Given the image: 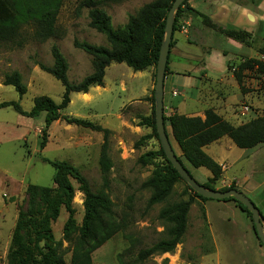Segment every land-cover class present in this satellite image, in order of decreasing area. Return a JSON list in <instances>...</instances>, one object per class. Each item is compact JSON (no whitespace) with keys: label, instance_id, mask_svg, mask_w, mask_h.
Returning a JSON list of instances; mask_svg holds the SVG:
<instances>
[{"label":"rangeland","instance_id":"rangeland-1","mask_svg":"<svg viewBox=\"0 0 264 264\" xmlns=\"http://www.w3.org/2000/svg\"><path fill=\"white\" fill-rule=\"evenodd\" d=\"M85 1L89 0H62L55 34L44 41L33 37L31 25L22 26L20 36L14 40L0 41V101H18L25 110L31 108L33 98L39 95L60 101L63 86L38 66V63L52 65V45L58 47L68 63L70 82H78L91 72V56L74 47V40L106 47L109 43L104 34L89 26L90 7L83 4ZM91 1L98 2L97 7L110 16L115 28L127 23L130 15L154 0ZM185 7L181 8V13L174 14L176 30L173 35L187 25L188 13L195 16ZM258 54L257 59L264 61V45L258 49ZM150 69L149 81L147 71L135 72L123 62H112L105 69L103 86L91 88V96L71 93L70 102L61 113L84 118L106 129V139L103 131L83 128L63 119L45 128L43 112L27 117L12 107L0 108V264H7L6 254L19 208L28 202L27 186L49 187L55 189L57 195L54 169L44 159L76 167L93 192H103L107 196L112 216L124 224L121 231L91 253L95 263L121 264L117 258L121 254L126 264H244V256L250 254L257 264H264V247L253 231L251 219L236 202L201 200L184 180L173 184L169 200H190L181 243L172 252H155L144 259L139 258V251L165 238L163 221L159 218L164 203L150 204L153 189L145 184L166 167L159 140L150 123L154 118L155 66L151 65ZM229 69L234 72L237 64L230 65ZM13 71L20 73L26 85L27 91L22 96L3 83L4 76ZM198 83V79H190L188 90L193 92ZM242 85L244 92L238 85V89L226 94L231 114L229 120L234 125L264 113V74L244 72ZM168 116L164 111V117ZM166 130L175 152L181 153L182 157L167 122ZM202 149L221 166V174L211 186L217 190L233 186L245 193L258 208L264 224V144L240 149L225 136L219 144L210 143ZM187 166L201 184L211 177L205 168ZM68 180L73 187L70 206L66 208L60 204L57 217L49 224L56 250L62 254L65 264L70 260L65 228L68 225L72 234L80 229L85 198L76 179L68 176ZM253 244L257 245L260 254L255 253Z\"/></svg>","mask_w":264,"mask_h":264},{"label":"trees","instance_id":"trees-1","mask_svg":"<svg viewBox=\"0 0 264 264\" xmlns=\"http://www.w3.org/2000/svg\"><path fill=\"white\" fill-rule=\"evenodd\" d=\"M172 1L154 0L146 3L139 8L136 14L129 16L127 23L115 28L111 25L110 16L97 7V1H85L83 4L90 7L88 11L89 26L104 34L109 43V47H106L74 40V47L91 56V72L78 82H70L67 77L68 63L58 47L52 45L50 48L52 65L38 63V66L63 86L60 101L55 102L46 95H39L33 98V104L29 110L23 109L18 101L13 100L0 101V108L12 107L18 114L27 117L43 112L45 128H48L53 122L63 119L67 123H73L83 128L103 131L106 139L108 134L106 129L84 118L65 116L61 111L69 104L71 93H87L93 86H103L105 68L111 62H123L133 71L145 70L151 65L156 67L159 48L164 38L166 15ZM187 2L188 0H184L181 3L176 14L181 13V8L186 6L187 10L201 18L206 27L245 45H250V33L244 30L224 28L206 15L189 8ZM61 4L62 0H0V41H11L19 37L24 25L32 26L33 37L39 41L53 36ZM175 30L176 19L173 24L170 47L173 44ZM244 72L256 75L264 74V61L247 58L237 64V69L233 74L242 92H244L242 85ZM3 83L12 86L20 96L27 91L26 85L22 82L21 75L17 71L6 74ZM164 122L165 126L167 122L171 128L172 137L182 151V157H180L181 153L177 155L189 173L187 165L195 169L205 168L211 173L208 181L203 183L210 189H214L211 183L220 176L221 166L203 151L204 146L224 136H227L240 149H251L259 144H264V113L243 124L234 125L209 108L204 111L203 118L174 113L164 117ZM150 123L157 136L155 117L151 118ZM159 150L166 162V167L157 172L145 184L153 189L149 203H164L159 211V218L163 221L165 238L150 248L139 251L140 259L155 252H172L175 246L181 243L187 227L190 200L169 201L174 190L173 184L183 179L166 159L161 147ZM104 158L103 151L102 160ZM44 161L54 169L53 182L57 185V195L55 196V189L49 187L32 184L27 186L28 202L24 207L19 208L18 221L6 254L7 264H65L62 254L56 250V243L53 241L49 224L57 217L60 204L66 208L70 206L73 187L68 176L76 179L85 196L84 216L80 229L72 234L68 225L65 228V237L70 247L69 264H103L93 262L91 253L118 231H121L124 224L112 216L107 196L103 192H93L86 178L76 167L66 162L47 159ZM231 188L235 189L233 186H229L220 190ZM52 193L54 201L58 199L57 202L53 201ZM194 194L201 200H207L195 191ZM221 200H233L251 219V213L233 197ZM252 227L254 231L253 222ZM260 245L262 246L261 243ZM117 258L121 264H126L122 261L121 254H118Z\"/></svg>","mask_w":264,"mask_h":264},{"label":"crops","instance_id":"crops-1","mask_svg":"<svg viewBox=\"0 0 264 264\" xmlns=\"http://www.w3.org/2000/svg\"><path fill=\"white\" fill-rule=\"evenodd\" d=\"M187 4L224 28L250 33L252 42L245 45L224 36L206 27L199 16L188 13L186 32L173 35L169 50L163 85L164 111L168 115L176 113L203 118L204 111L211 108L230 122L226 94L229 90L238 89V83L229 66L239 64L245 58H259L258 49L264 45V0H188ZM142 71H147L150 81V67L135 72ZM190 79L199 81L193 92L188 90ZM224 137L211 144H219ZM217 163L220 164L219 161ZM252 247L256 254H260L257 245ZM246 250L248 248L245 253ZM252 256L245 255L243 263L257 264Z\"/></svg>","mask_w":264,"mask_h":264},{"label":"water","instance_id":"water-1","mask_svg":"<svg viewBox=\"0 0 264 264\" xmlns=\"http://www.w3.org/2000/svg\"><path fill=\"white\" fill-rule=\"evenodd\" d=\"M184 0H173L167 12L164 25V38L161 42L158 57L155 67V82L153 85L154 96V117L155 127L160 147L162 148L166 159L170 162L172 167L178 172L180 177L189 185V187L197 192L202 197L213 200H221L227 197H233L240 202L251 213V219L254 226V231L260 243L264 247V224L263 218L260 215L258 208L246 196L245 193L237 189L217 190L205 187L199 183L187 170V168L179 160L173 145L170 141L168 132L164 122V106H163V85L166 71V64L168 60L170 42L174 24V14Z\"/></svg>","mask_w":264,"mask_h":264},{"label":"built area","instance_id":"built-area-1","mask_svg":"<svg viewBox=\"0 0 264 264\" xmlns=\"http://www.w3.org/2000/svg\"><path fill=\"white\" fill-rule=\"evenodd\" d=\"M182 31L186 32V27L184 25L182 26Z\"/></svg>","mask_w":264,"mask_h":264},{"label":"bare ground","instance_id":"bare-ground-1","mask_svg":"<svg viewBox=\"0 0 264 264\" xmlns=\"http://www.w3.org/2000/svg\"><path fill=\"white\" fill-rule=\"evenodd\" d=\"M177 154V153H176Z\"/></svg>","mask_w":264,"mask_h":264}]
</instances>
